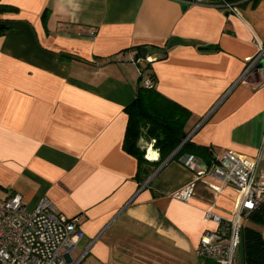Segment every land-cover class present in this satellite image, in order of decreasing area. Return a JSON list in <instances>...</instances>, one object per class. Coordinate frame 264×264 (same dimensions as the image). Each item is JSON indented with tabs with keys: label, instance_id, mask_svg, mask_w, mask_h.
I'll use <instances>...</instances> for the list:
<instances>
[{
	"label": "crops",
	"instance_id": "crops-1",
	"mask_svg": "<svg viewBox=\"0 0 264 264\" xmlns=\"http://www.w3.org/2000/svg\"><path fill=\"white\" fill-rule=\"evenodd\" d=\"M0 21V198L18 194L28 210L46 198L82 217V262H105L118 240L150 264H215L195 255L217 229L204 213L229 218L235 192L216 194L204 177L184 201L194 171L177 160L138 168L122 147L125 108L147 64L121 58L137 48L153 58L143 76L190 112L187 138L210 152L195 157L203 166L261 152L264 181V86L258 73L241 80L254 40L264 43V0H238L236 13L171 0H0ZM242 226L264 238L249 216Z\"/></svg>",
	"mask_w": 264,
	"mask_h": 264
},
{
	"label": "built area",
	"instance_id": "built-area-1",
	"mask_svg": "<svg viewBox=\"0 0 264 264\" xmlns=\"http://www.w3.org/2000/svg\"><path fill=\"white\" fill-rule=\"evenodd\" d=\"M171 1L187 7L210 6L236 13L238 0ZM1 26L3 23L0 21ZM253 43L256 53L245 60L241 80L258 73L261 78L260 86H264V67L258 68V64L264 62V43L257 40ZM121 59L136 65L153 62L151 56H138L135 49L122 54ZM143 85L154 86L146 77ZM261 159V152L254 157H248L229 151L209 168L192 155L178 160L195 172L193 182L179 192L180 199L188 201L193 195L195 182L204 177L211 179H203L202 182L216 194L229 188L236 196L235 209L229 218L221 217L211 209L205 211L204 221L214 222L217 229L204 233L200 238L195 250L198 259L209 260L215 264L236 263V253L241 244L242 219L264 203V181L257 178ZM82 221L80 216L67 218L60 214L46 198L39 200L32 210L26 208L18 194H8L0 198V264H81L89 249L86 248L80 256L74 257L77 244L84 236L80 228Z\"/></svg>",
	"mask_w": 264,
	"mask_h": 264
},
{
	"label": "trees",
	"instance_id": "trees-1",
	"mask_svg": "<svg viewBox=\"0 0 264 264\" xmlns=\"http://www.w3.org/2000/svg\"><path fill=\"white\" fill-rule=\"evenodd\" d=\"M3 30H5L4 26H1L0 32ZM135 50L138 56L144 52L142 48ZM149 65L147 64L140 71L139 83L134 90V100L125 108L127 125L123 150L136 158L139 169L151 163L160 166L180 145L181 148L172 160L178 161L181 157L192 155L208 161L209 150L186 139L185 126L190 118V112L161 95L155 89V85L152 87L143 85L145 77L153 84L155 82L153 74L143 76V72L149 68ZM141 139L153 144V149L158 153L155 162L145 159V150L138 144ZM249 219L255 224L264 226V203L250 213ZM241 247L244 264H264V238L260 232L243 227Z\"/></svg>",
	"mask_w": 264,
	"mask_h": 264
},
{
	"label": "rangeland",
	"instance_id": "rangeland-1",
	"mask_svg": "<svg viewBox=\"0 0 264 264\" xmlns=\"http://www.w3.org/2000/svg\"><path fill=\"white\" fill-rule=\"evenodd\" d=\"M149 144L150 143L144 142V140L140 143L141 148L145 150V156H147ZM83 245L84 242H81L78 249ZM74 257H76V254ZM195 261L197 263L199 262L197 258ZM148 262H151L150 258L143 256L142 250L137 249L134 244L116 240L115 244L112 246L111 255L105 262L102 260H95L92 257H87L82 264H150Z\"/></svg>",
	"mask_w": 264,
	"mask_h": 264
},
{
	"label": "water",
	"instance_id": "water-1",
	"mask_svg": "<svg viewBox=\"0 0 264 264\" xmlns=\"http://www.w3.org/2000/svg\"><path fill=\"white\" fill-rule=\"evenodd\" d=\"M146 54L144 52H142V56L144 57ZM264 67V62H260L258 64V68H262ZM188 139V138H186ZM181 148V145L174 151V153L165 161V163H167L168 161L172 160V158L174 157V155L179 151V149Z\"/></svg>",
	"mask_w": 264,
	"mask_h": 264
},
{
	"label": "bare ground",
	"instance_id": "bare-ground-1",
	"mask_svg": "<svg viewBox=\"0 0 264 264\" xmlns=\"http://www.w3.org/2000/svg\"><path fill=\"white\" fill-rule=\"evenodd\" d=\"M147 157H148L149 160H156L157 155H156L155 152H152V150L150 149L149 152H148V156Z\"/></svg>",
	"mask_w": 264,
	"mask_h": 264
}]
</instances>
